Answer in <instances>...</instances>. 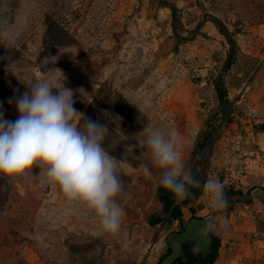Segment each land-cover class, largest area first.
I'll list each match as a JSON object with an SVG mask.
<instances>
[{
	"label": "rangeland",
	"instance_id": "rangeland-1",
	"mask_svg": "<svg viewBox=\"0 0 264 264\" xmlns=\"http://www.w3.org/2000/svg\"><path fill=\"white\" fill-rule=\"evenodd\" d=\"M0 30L11 37L0 40L5 118L35 80L71 88L124 165L115 235L39 165L0 176V264H158L171 232L210 214L228 227L210 231L217 252L203 264H264V0H0ZM144 127L173 130L186 168L200 184L218 179L228 206L213 213L202 189L171 217L136 140Z\"/></svg>",
	"mask_w": 264,
	"mask_h": 264
},
{
	"label": "clouds",
	"instance_id": "clouds-1",
	"mask_svg": "<svg viewBox=\"0 0 264 264\" xmlns=\"http://www.w3.org/2000/svg\"><path fill=\"white\" fill-rule=\"evenodd\" d=\"M3 39L11 37L0 30ZM28 85V91L9 99L18 112L15 120L5 118L0 101V176L15 178L39 165L47 181L58 185L67 200L81 202L95 213L101 233H120L124 209L116 197L122 192L119 173L124 165L104 147L108 128L83 117L74 107L71 88L55 87L44 79ZM137 136L151 165L160 171L159 186L172 192L177 202L191 195L189 186H200L185 166L173 130L144 127ZM203 190L213 213L228 206L224 186L215 177L207 178ZM216 226L227 228L228 222L210 214L202 234Z\"/></svg>",
	"mask_w": 264,
	"mask_h": 264
},
{
	"label": "water",
	"instance_id": "water-1",
	"mask_svg": "<svg viewBox=\"0 0 264 264\" xmlns=\"http://www.w3.org/2000/svg\"><path fill=\"white\" fill-rule=\"evenodd\" d=\"M204 226L205 218L194 216L185 222L180 231L171 232L167 237L171 251L158 264H174L178 259L187 260L188 255L184 247L188 244H191L190 250L194 256L205 257L211 254L213 239L210 232L202 234Z\"/></svg>",
	"mask_w": 264,
	"mask_h": 264
},
{
	"label": "trees",
	"instance_id": "trees-1",
	"mask_svg": "<svg viewBox=\"0 0 264 264\" xmlns=\"http://www.w3.org/2000/svg\"><path fill=\"white\" fill-rule=\"evenodd\" d=\"M228 61L229 62L231 61V55L229 56ZM220 96H221L220 98L222 99V97H223L222 93H220ZM161 189L164 192H166L168 194V196L171 197L170 202H167V203L165 202V206L168 207V209L171 207L170 208V215H171V217L177 218V219H181L183 212H182V209L179 206L180 203H188V202H191V201L196 200L198 198V196H199V193L203 189V184L201 183L200 186L199 187H196V188H194L193 186H189V191L191 192V195L188 198H186L185 200H183V201L176 202L175 205H174V202L176 201V199H175L173 193L170 192V191H168V190H166L163 187H161ZM234 193H236V192H234ZM162 196L164 197V195H162ZM229 202L230 201L227 199V203L228 204H229ZM212 247L214 249V252L216 253L217 252V242H215L214 245H212ZM184 249L187 252L188 259L187 260L178 259L176 262H179L180 264H203L204 261H211V260L214 259V256L213 255L207 256L206 258H203L201 255L194 256L191 253L190 248H187V246ZM170 251L171 250L169 248V252Z\"/></svg>",
	"mask_w": 264,
	"mask_h": 264
},
{
	"label": "crops",
	"instance_id": "crops-1",
	"mask_svg": "<svg viewBox=\"0 0 264 264\" xmlns=\"http://www.w3.org/2000/svg\"><path fill=\"white\" fill-rule=\"evenodd\" d=\"M262 105H263V107H264V104H260V107H262ZM192 217H194V216H192ZM182 220H183V215H182ZM190 218H191V216H190ZM189 219V218H188Z\"/></svg>",
	"mask_w": 264,
	"mask_h": 264
},
{
	"label": "flooded vegetation",
	"instance_id": "flooded-vegetation-1",
	"mask_svg": "<svg viewBox=\"0 0 264 264\" xmlns=\"http://www.w3.org/2000/svg\"><path fill=\"white\" fill-rule=\"evenodd\" d=\"M185 248V247H184Z\"/></svg>",
	"mask_w": 264,
	"mask_h": 264
}]
</instances>
